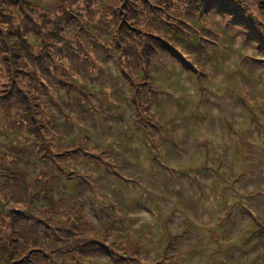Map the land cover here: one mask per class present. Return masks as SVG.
Here are the masks:
<instances>
[{
	"label": "rangeland",
	"instance_id": "374dc122",
	"mask_svg": "<svg viewBox=\"0 0 264 264\" xmlns=\"http://www.w3.org/2000/svg\"><path fill=\"white\" fill-rule=\"evenodd\" d=\"M192 1L202 9L203 0ZM244 1L249 6L255 0ZM117 2L25 0L19 4L8 1L0 4V138L6 136L7 140L10 137L13 144L24 145L23 161L33 158L35 163L32 165L41 169V178L23 176L11 183L6 180V174L20 165L11 163V158L6 159L0 151V264H38L43 256L40 248L51 258L60 260L62 252H68L59 249L58 239H63V244L70 250L77 249L70 234L76 214L65 216L67 221L63 216L58 222L57 214L46 213L43 206L38 205L45 198L40 182L45 181L48 174L50 182L57 173L62 175L57 170L61 162L56 156L52 164L47 165L39 158L44 149L33 145L29 149L26 135H30L31 129L45 135L52 121L51 114L56 121L62 116V120L66 118L67 122H71L75 134L84 135L88 131L92 135L91 141L101 145L99 150L93 144L83 143L81 134L74 148H87L89 153L81 155L77 164L68 168L87 171L98 188L93 194L85 186L82 197L87 219L101 230L87 235V238L100 237L99 243L107 247L96 258L100 264H144V261L154 263L162 258L167 243L163 221L168 217L170 225L177 226L172 233L176 235L185 224L181 232L189 231L184 235L182 233L177 244L182 253L180 262H174V256L172 264H264L261 241L257 238L248 240L255 225L258 230L264 229L260 224L264 223V132L260 131V124L264 121V52L249 45L242 46V37L237 36L233 46L221 48L217 54L212 52V59L207 57L204 61L205 77L200 71L180 68V62L183 67L192 65L193 70L197 69V65L195 54L192 55L178 41L173 49L179 55L166 51L157 53L158 63L154 55L151 61L133 57L130 63L128 59H131L134 50H127L129 42L137 53H143L145 39L141 36L149 39L148 35L156 34L166 40V33L173 34L176 27L182 34L190 25V18L183 17L189 0H123V10L120 7L119 12ZM259 11V21L264 23V0ZM123 12L129 13L126 30L134 31L125 46L116 42L125 30ZM167 16L179 21H168ZM27 21L29 25L26 26ZM4 30L7 33L15 30L16 35H13L16 39H11V42ZM181 47L184 50L180 51ZM19 48L17 56H12ZM109 52H115V57L104 65L103 57ZM161 61L169 62L162 67L160 65L164 64ZM143 68L158 69L154 80L163 94L159 93L158 100L153 103L154 113L177 140V143H170L162 139L168 168L154 165L143 133L134 128L137 125L144 130L154 127L139 94L134 103L131 101V106L128 105L129 97L128 101H123L124 95H121V104L115 105L118 103L114 96L117 94V79L121 76L129 95L134 97L133 93L138 88L147 86L142 85L145 82V75H140ZM110 73H116L117 77L108 80ZM73 80L79 81L78 87L87 92L94 90L105 96L112 109L104 108L105 112L97 117L96 122L91 121L90 116L78 119L80 108L71 107V103L70 106L68 103L63 106L55 96L63 87L69 88ZM246 98L252 101L245 106L243 100ZM132 105L137 107V113L133 114ZM108 115L111 117L109 120ZM234 130L239 136H232ZM58 136L62 137L61 141L73 139L69 134L66 139L65 132ZM61 141L53 143L54 155L61 153L64 146ZM104 149H112L118 157L120 153L119 159L126 163L122 173L131 179L138 176L145 189L140 186L141 181L129 187L108 181L102 174L99 175L97 168L84 163L87 158L92 163L97 161L93 156ZM205 152L211 155V159L219 157L223 162L220 168H216L219 174L212 175L215 167L212 169L209 166V157L208 164L205 163ZM208 167L210 170H207ZM193 173L200 177L204 185L197 186L198 183L191 177ZM65 178L61 179L60 190L70 195L74 183H67ZM223 178L228 184L227 196L230 195L226 199L235 203L229 218L222 212V187L216 190L218 186L212 188L208 185L211 180L220 182ZM233 188L236 192L231 190ZM147 191L152 193L151 198ZM112 204L123 212L109 207ZM104 207L113 218L103 220L107 224L100 221L99 225L96 213L101 217L99 209ZM239 209L245 212L236 211ZM37 220L40 226H36ZM41 227L44 228L43 236ZM65 230L68 233L64 234ZM130 236L137 244L143 245L139 250L141 253H134L125 244V238ZM45 237H48L49 248ZM5 250L18 255L17 259L24 258L16 260L13 256L7 257ZM26 253L31 260L24 255ZM91 261L92 258L87 261L88 264Z\"/></svg>",
	"mask_w": 264,
	"mask_h": 264
},
{
	"label": "trees",
	"instance_id": "16d2710c",
	"mask_svg": "<svg viewBox=\"0 0 264 264\" xmlns=\"http://www.w3.org/2000/svg\"><path fill=\"white\" fill-rule=\"evenodd\" d=\"M7 1L9 3L12 2L14 4L25 2V0H0V4L2 3V5H4L3 2H7ZM262 2L263 0H255L254 4H250L248 6V4L244 0H231V1L230 0H203V3L201 4L202 5V9H201V7L195 5V3L192 0H189V6L185 10L186 15H183L184 18L186 17L190 18L189 19L190 25L186 26V29H185L186 31L183 30L185 32L182 31V34H180L178 27H176L173 34L170 35L166 33V36H165L166 40L161 39L162 37H159L156 34L148 35L150 36L149 39L144 38V36H141V38L145 39V44L142 47V50L144 51L143 53L141 52L137 53V49L135 50V48L132 47L134 45L128 41L130 46L127 47V50L129 51L134 50L131 53V59H128V61L131 63L132 58L134 57V58L143 59L144 61L147 62V61H151V56L154 55L156 56L157 63H158L159 57L157 53L169 51V52H173L179 55V52L173 49V45L176 43V41H178L184 44L186 48H188L192 52V55L195 54L194 60H195V64L197 65V69L193 70L192 65L183 67L182 63L180 62L179 63L180 68H183L184 70H186V68L187 69L190 68V70L193 72L200 71L202 73L201 76L205 77L206 75L204 74V61L207 59V57L208 59H212V52L213 53L216 52L215 54H217L219 49L229 48L233 46V44H235L237 36L242 37V42H241L242 46L249 45L255 48H259L262 52H264V23L262 21H259L260 19L259 15L257 16V14L260 12L259 8L261 7ZM122 3H123V0H118L117 2L118 12H119L120 7H121L120 9L123 10ZM159 12L161 13L163 12L162 8H160ZM123 16L126 17V19L124 20L125 30L124 32L120 33L121 36L118 37V41L116 42L120 45L125 46L127 44V38L134 35V31L126 30V26H127L126 22H127L129 13L123 12ZM166 19L168 21L178 20L174 17H168V16ZM199 22H200V25H199ZM206 24H208V26ZM25 25L26 26L29 25L28 21L25 23ZM15 30H10L8 33H7V30H4L5 33L9 34L10 41L11 39L13 40L16 39L14 37V35H16ZM225 32H229V33L226 34ZM89 34L93 35V33L91 32ZM130 41H133V40H130ZM11 42H8V44ZM138 45H140V43ZM20 49L21 48L14 51L12 53V56L14 55L17 56L16 54L19 53L18 51H20ZM180 49H181L180 51L184 50L182 47ZM114 57H115V52L106 53L105 56L103 57L105 60L104 65L108 64V62H111V58H114ZM166 59L167 60L169 59L168 55ZM244 59L246 60V58ZM168 62L169 61H161L160 63H163L164 65H160V66L166 67ZM170 64H174V63L171 62ZM127 66L129 65L127 64ZM16 70L19 71L18 68ZM157 70H158L157 68H155L154 70L151 68H148V69L143 68V70L141 69L140 75L141 74L145 75V82H142V85L144 86L147 85V86H145L144 88H142L143 86L138 88L136 90V93H133L134 97L129 95L130 94L129 90L125 87V85H123L124 83L120 78L121 76L119 75L120 77L119 79H117V84L118 83L119 84L118 85L116 84L115 86L117 94L114 95L118 103H116L115 105L118 106L121 104L119 103L122 100L121 95H124L123 101L125 100L128 101L127 98L129 97L130 102L128 103V105L131 106V101L132 103H134L133 100L138 99L137 95L139 94L140 99H142L143 102H145V111L149 114L150 120L154 123V127H152V129L150 130H144L142 126L137 125L134 128L140 134L143 133L142 135L144 137V140L148 144L147 146L150 149L151 158H152V162L154 163V165L160 164L163 168H168V164L165 163L166 159L163 153L165 150L162 144V139H165L167 142H170V143H173V142L177 143V140L175 136H173V134L172 135L170 134L173 132L169 130L168 128H166L167 125L161 122L157 114L154 113L153 103L156 100H158L160 94H163L161 87L154 80L155 72ZM101 72L102 71L100 70V73ZM113 77L114 78L117 77L116 73H110V77L108 78V80ZM134 78H133V81H134ZM71 83L72 84L69 88L63 87L62 83H60L59 84L60 88L63 87L64 89L62 91L56 92L55 96H57V98L59 99V101L62 103L63 106H67L65 103H68V105L70 106L69 103H71L72 104L71 107L80 108V110L77 111L78 119L83 120L85 119V117L90 116L89 118L91 119V121L96 122L97 117H99L105 112L104 108H107L108 110L112 109L111 103H109V101L106 100L105 96L97 94L96 91L94 90H92V93H91V92H87L86 89L82 87H78L79 81L77 80H73V82ZM113 89H114V86L111 87L112 91ZM63 95H65L66 97L65 99H63ZM251 101L252 100L249 98L248 99L246 98L243 100L245 106H246V103H250ZM103 104H106V105L103 106ZM132 108H133V114L137 113V107H134V105H132ZM108 116H107L108 117L107 120L111 118L110 115ZM116 116L114 117L115 119H116ZM51 118H52V121L49 123V131L46 130L45 135L39 132H36V130H33V129H31L32 131L30 130L29 132L30 135H26L27 136V146L29 147V149L31 145L35 147H39L41 150L44 149L43 154L39 158L45 160L47 162V165L52 164L56 156L58 158V162H61V164L57 166V170L60 173H62V175L57 173L53 177L52 182H50L47 180L49 179V174H48V175H45L46 180L40 182L42 183V188H44L41 193L45 194L44 195L45 198H42L38 205L40 207L43 206V211H45L46 213L48 211V213L57 214L59 217V219H57L59 220L58 222L61 221V217L63 216H64L63 218H65V216L73 215V213L76 214L72 222L73 230L70 229V234L74 238L72 243L76 244L77 249L70 250L69 247L64 245L65 241L63 239H58L57 241L59 245H61L59 249L60 250L64 249L68 253L65 254L62 252L63 258L60 260H55V258H51V256H49V254H47L45 250L40 248L41 250L39 251L43 256L38 260V264H88L87 261H89V259L91 258H92L91 264H100L96 258L99 255L101 256V254L104 253V252L101 253V251L103 249H106L107 247L99 243V241L102 239L100 237L87 238V235L93 232H99L101 230L97 229L98 226L94 225L90 221V219H87L85 208L83 206L84 199L82 197L84 190H85V186H88L90 190L93 192V194L97 192L98 188L93 183L94 182L93 177H90L87 171L78 170L76 167H74L73 170L68 169L74 164H77L76 161L80 159L79 157L81 155L85 156L86 152L89 153V150H87V148L86 149L74 148V145L76 144L77 139H81L82 133L80 135L75 134L72 131L71 122H67L66 118H63L62 120V116L58 121L54 119L52 114H51ZM138 118H136L135 120H138ZM32 121L34 122V117ZM102 124L104 125V122H102ZM105 124L107 125V123ZM260 131L264 132V121L260 124ZM15 132L18 133L16 130ZM63 132L66 133V139L68 138V134L70 136L72 135L73 139H70L67 141L66 140L61 141L60 139H62V137H59L58 135ZM48 133H50V135ZM232 136L237 137L239 136V133L234 130ZM5 138H0V151L3 153L6 159L11 158V163L16 162L17 164L20 165L16 167L13 171L7 172L6 180L12 183V182H16L18 179H20L23 176H32L34 178H41L39 176V174L41 173V169L38 168L36 165H32L35 163V160L33 158L31 160V158L28 157L26 158L27 160L24 159L23 161L24 156L22 155L24 154L26 147L24 145L19 146V145L13 144V141L10 137H8L7 140ZM91 138H92L91 133H89L88 131H85L81 140H83L82 141L83 143H88L89 145L93 144L97 146V148L100 150L99 147H101V145L99 143H95L91 141ZM55 140L57 142L61 141L64 144V146H62L63 149L61 153L58 155H54V153L52 152L53 143L55 142ZM32 150L36 151L33 148ZM6 153H9V155L6 156ZM118 154L120 157V153ZM34 155L38 156L37 153H35ZM93 157H95L96 159L94 160H97V161H94V163H92V160L87 158L86 160H84V163L88 165H92L95 168H97L99 175L102 174L103 175L102 177L108 179V181L116 182L117 184H120V185L124 184L128 187L136 186L134 185L136 184L135 182L138 183L141 181V179H139L138 176L136 177V179H131V178L126 177L125 176L126 174L122 173L124 169V165H126V163L124 160L119 159L117 154L112 149H109V150L104 149L103 151H97V153ZM208 157L210 158L211 155L205 152L204 159H205L206 164H208L209 162ZM212 160H215V161H212ZM222 164L223 162L221 161L219 157H215L214 159H211L209 166H211L212 169L215 167L214 168L215 170L212 173V175L215 176L219 174L216 168H220ZM28 169H30L31 172H29ZM155 170L157 171V169ZM207 170H210L209 167ZM163 171L165 172L166 170L163 169ZM202 172L206 173L205 170H202ZM64 177H66L65 181L67 183H74V185L72 186L73 190L70 195L60 190V184L62 183L61 179H63ZM191 177L193 178V180H196V182L198 183L197 186L201 187L202 185H204L203 183H201L200 177L196 173L191 174ZM31 182L34 183L32 179H31ZM82 182L83 184H80ZM79 185H82V186H79ZM141 185H142V189H145V186L142 184V181L140 183V186ZM208 185H210L212 188H215L218 186L216 190H218L219 187L220 188L222 187L221 192H220V197L224 201L222 204L223 205L222 212H225L226 217L229 218L231 215V211L235 209L234 207L235 203H233L231 200L226 199L227 197L230 196V195L227 196L228 195L227 194L228 184L226 182V179L223 178L220 180V182L217 180L216 181L211 180V182H209ZM62 189L64 190V188ZM231 190L233 192L234 191L236 192L234 188ZM147 193H148V197H150L152 194L150 191H147ZM109 207L116 210L117 212H123V209H119L118 207L116 208L114 204L110 205ZM106 210H107V207L100 208L99 212L102 215H107V217H102V215L101 217H99V215L96 213V219L99 221V225H100V221L102 223L105 222L106 224H107V221H110L109 218L111 217V215ZM236 211L241 212V214L245 212V211H242L241 209L236 210ZM111 218H113V216ZM106 219L107 221H103ZM65 220L67 221L68 219L65 218ZM169 220L170 218L168 217L166 220L163 221V229L164 230L166 229L165 234L167 235V243L165 245L162 258L159 257L157 261L154 263L144 261V264H165L166 262L171 263V258L174 256H175L174 262H180L179 258L181 257L180 255L182 253L180 251V248L177 247V244L181 236H183L184 234H186V232H189V231L187 230L185 232L184 231L181 232V229L185 228L186 226L185 224L183 228H179L180 230H178L177 234L175 235L174 233H172V230L177 229V226L173 227L172 225H170ZM39 222L40 221L38 220L36 221V226L41 225V223ZM260 224L264 226V223H260ZM248 230H251V229L249 228ZM248 230H245V231H248ZM40 231L43 236L44 228L41 227ZM66 233H68V231L65 230L64 234ZM101 234L104 235L102 232ZM47 238L48 237H45L44 239L46 240L47 248H49V244H48L49 240H47ZM132 238L133 237L131 236L126 237L125 244L129 245V247L133 249L134 253L135 252L141 253L139 250L143 248L142 247L143 245L137 244V242L135 240H132ZM252 238H257L258 241L260 240L264 248V229L258 230L257 226L255 225V229L250 231V236L248 240ZM10 250L12 252L16 251V249L14 250L10 249ZM169 250L171 251V254L169 253ZM11 251L5 250V252L7 253L6 254L7 257L13 256V258H15L16 260H21L22 258H24L23 256L21 257V259H17L16 257L18 255H15ZM51 252H54V251H49V253ZM24 255H26V257L30 259L27 253ZM143 258L145 259L144 256ZM254 261L256 262L257 258ZM15 263L16 262H12L11 264H15Z\"/></svg>",
	"mask_w": 264,
	"mask_h": 264
}]
</instances>
